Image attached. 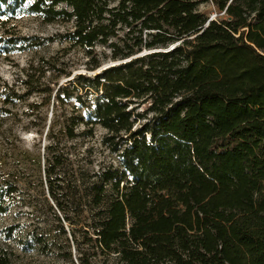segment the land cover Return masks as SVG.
<instances>
[{
	"label": "trees",
	"instance_id": "obj_1",
	"mask_svg": "<svg viewBox=\"0 0 264 264\" xmlns=\"http://www.w3.org/2000/svg\"><path fill=\"white\" fill-rule=\"evenodd\" d=\"M26 2L0 0V22ZM28 10L72 24L48 40L91 57L89 73L42 91L53 121L71 107L66 136L101 127L121 158L94 185L96 221L72 235L80 264H264V0H33ZM46 42L4 35L0 56ZM98 46L120 63L96 73ZM18 190L0 179V216Z\"/></svg>",
	"mask_w": 264,
	"mask_h": 264
},
{
	"label": "rangeland",
	"instance_id": "obj_2",
	"mask_svg": "<svg viewBox=\"0 0 264 264\" xmlns=\"http://www.w3.org/2000/svg\"><path fill=\"white\" fill-rule=\"evenodd\" d=\"M32 2L27 0L5 25L0 22V37L47 40L0 56V179H10L19 189L11 210L0 216V264H80L72 235L82 239L83 226L96 221L94 185L102 173L122 170V163L104 144L101 127L91 137L66 136L71 107L53 121V103L45 102L42 91L66 82L69 73H89L91 57L79 47L49 41L73 25L45 22L28 10ZM200 11L211 19L217 16L211 3L202 4ZM96 55L102 63L96 73L120 63L111 60L106 47L98 46ZM84 130L81 126L77 132Z\"/></svg>",
	"mask_w": 264,
	"mask_h": 264
},
{
	"label": "water",
	"instance_id": "obj_3",
	"mask_svg": "<svg viewBox=\"0 0 264 264\" xmlns=\"http://www.w3.org/2000/svg\"><path fill=\"white\" fill-rule=\"evenodd\" d=\"M213 20V19H210V21ZM147 53V52H146ZM115 66V65H114Z\"/></svg>",
	"mask_w": 264,
	"mask_h": 264
}]
</instances>
